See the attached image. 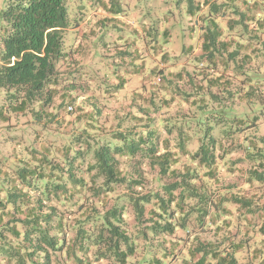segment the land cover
Returning a JSON list of instances; mask_svg holds the SVG:
<instances>
[{
  "label": "trees",
  "instance_id": "trees-1",
  "mask_svg": "<svg viewBox=\"0 0 264 264\" xmlns=\"http://www.w3.org/2000/svg\"><path fill=\"white\" fill-rule=\"evenodd\" d=\"M164 2L197 31L189 59L164 50L110 115L103 95L142 74L144 57L117 46L103 88L82 67L87 45L123 23L121 0H95L107 15L94 21L71 18L67 0L0 8V125L35 126L31 144L0 152V264H264V139L243 116L259 92L248 69L264 64V0ZM141 24L156 54L172 29Z\"/></svg>",
  "mask_w": 264,
  "mask_h": 264
},
{
  "label": "rangeland",
  "instance_id": "rangeland-1",
  "mask_svg": "<svg viewBox=\"0 0 264 264\" xmlns=\"http://www.w3.org/2000/svg\"><path fill=\"white\" fill-rule=\"evenodd\" d=\"M8 1L9 0H0V8L4 7ZM94 1L95 0H67L66 4L69 16L74 18L81 14L83 21H88L89 19L94 21V18L96 17L107 15L105 10L98 9V7L95 8L93 4ZM121 7L123 10L119 14L113 15V17L120 19L123 23L112 25L114 22L110 21V25H108L104 31L99 33V42H97L98 39L96 38V41L94 40L92 43V47L91 45L89 46V44L87 45V48H91V53L88 52L89 56L86 55V58L88 57L89 59L86 60L82 67L85 70L83 72L84 80L86 81L89 75L93 72L95 76L100 77L103 82L101 88H103L106 84L115 83V79L110 75L113 63H118V59L114 57V49L117 48V46L124 45L125 41H127V44H125L124 47H127L129 51L136 48L135 52L144 57V71L142 74H126V68L130 67H126V65L124 67L122 66L121 73H124V75L126 74L125 76L127 78L124 88L113 96L109 94L103 95L105 101H107L105 111L109 113V115L116 109L128 108L127 106L131 101L130 94H132V91L141 84L143 78H145L148 83L147 78L151 77L150 69L158 62L160 63V55L164 50L170 52V56L172 57L171 60H173L174 57H177L179 58L178 62L180 60L181 62H184L185 60L187 61L189 58L184 57V53L182 54L181 52V47L183 45L186 46L191 44L192 39L195 40V37H197V31H195L191 38H189L188 17L185 15L183 7H175L174 3H165L164 0H121ZM142 22L147 25L153 24L158 27L156 31H151L153 34L164 27H171L172 29L170 31L171 38L169 42L164 44L163 48L158 46L159 48H157L156 54L151 47V44L153 43L148 41L150 38L148 37V33L143 34ZM171 23H175V27L170 26L172 25ZM81 25H83L82 29L85 30V24ZM195 25V29L198 28L197 25L199 24ZM134 28L139 32V35L143 34L147 39H145V41L144 39H137L136 34L133 32ZM76 35L75 30L68 29L65 33V46L72 45L71 48L73 49L76 46ZM134 38L137 39L135 42ZM104 46L108 47V52L106 54L103 49ZM111 60H113L112 65L110 64ZM107 74L110 77L106 76ZM248 75H250L254 85L258 84L256 88L259 89V92L256 91V95L253 96L252 100L249 103L244 104L243 113H245L243 116L249 118L257 116L256 130L253 127V129H249L248 132L255 133L256 136L264 139V64H257L255 69L249 68ZM104 76L109 82L105 81L106 79ZM108 92H110V90ZM96 93L97 92H94L93 94ZM98 96L100 98L102 97L101 92H99ZM81 99V97L78 98V102ZM29 118L28 115L13 117L9 121V124L11 125L10 127L0 125V152L2 154L10 155L11 147L14 144H17L18 146H16V148L20 150L22 146L24 147L25 145L32 143L35 126Z\"/></svg>",
  "mask_w": 264,
  "mask_h": 264
},
{
  "label": "built area",
  "instance_id": "built-area-1",
  "mask_svg": "<svg viewBox=\"0 0 264 264\" xmlns=\"http://www.w3.org/2000/svg\"><path fill=\"white\" fill-rule=\"evenodd\" d=\"M157 81H159V79H157ZM68 109H71V106H69Z\"/></svg>",
  "mask_w": 264,
  "mask_h": 264
},
{
  "label": "crops",
  "instance_id": "crops-1",
  "mask_svg": "<svg viewBox=\"0 0 264 264\" xmlns=\"http://www.w3.org/2000/svg\"><path fill=\"white\" fill-rule=\"evenodd\" d=\"M196 38V37H195ZM199 42V41H198ZM192 44V43H191ZM194 44V43H193ZM199 44V43H198ZM195 45V44H194ZM194 51H196V48H195V50ZM264 244V243H263Z\"/></svg>",
  "mask_w": 264,
  "mask_h": 264
}]
</instances>
